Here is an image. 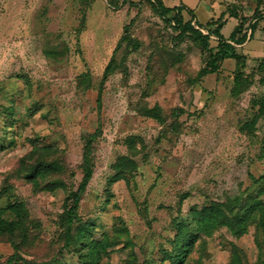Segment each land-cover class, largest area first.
Returning <instances> with one entry per match:
<instances>
[{
    "label": "rangeland",
    "instance_id": "rangeland-1",
    "mask_svg": "<svg viewBox=\"0 0 264 264\" xmlns=\"http://www.w3.org/2000/svg\"><path fill=\"white\" fill-rule=\"evenodd\" d=\"M149 1L0 0V264H177L186 240L182 264H264V33L205 74L204 1L163 0L207 47ZM227 208L242 230L204 216Z\"/></svg>",
    "mask_w": 264,
    "mask_h": 264
},
{
    "label": "trees",
    "instance_id": "trees-1",
    "mask_svg": "<svg viewBox=\"0 0 264 264\" xmlns=\"http://www.w3.org/2000/svg\"><path fill=\"white\" fill-rule=\"evenodd\" d=\"M125 2V0H123ZM257 4H262L264 3V0H256ZM150 7L152 11L158 15L161 18H165L167 16H170L173 18V21H176L178 26L181 28L183 33L188 34L192 39L194 40H200L203 42L204 46L207 47L208 45V36H203L198 29L194 28V26L191 24L192 21L194 23H198L194 20V14L193 12L184 7V6H179V7H166L160 0H150ZM246 2V1H245ZM112 7V5H111ZM185 11L186 15L189 17L188 21H184V14L183 12ZM259 10H256L252 14V18L255 19L257 18L256 16L260 15ZM244 17V16H242ZM245 19L244 18H239V23L238 25L233 29L231 32L230 36L227 39H224L220 35V29L223 25L222 22H219L218 20L216 22H208L205 24V26L213 27V30L211 33L217 37V44L214 48H208V67H210V70L205 73V74H213L216 73V70L218 69V65L222 63L225 60H234L236 61L237 64H239V61L243 60V57L240 54H237L236 52V46L243 45L246 40H247V32L249 29V26H251V30L256 27V22L254 23H249L248 25L245 24ZM245 24V26H244ZM199 28H203L199 24ZM244 27V28H243ZM246 28H248L246 30ZM261 65H264V62H260ZM109 64L105 67V70H109ZM204 74V75H205ZM107 74L104 73V77ZM203 75V76H204ZM241 74L237 73L235 77V84L238 85L240 79H241ZM92 177V168L87 160V156H84V167L82 171V178L81 181L76 189V191L73 194V197L70 202V206L68 207L65 215V246H69L72 241V226L73 222L76 218V213L79 208V202L81 200L82 195L85 193L86 188L91 180ZM255 199V198H254ZM256 204V203H255ZM254 204V205H255ZM251 205V204H250ZM234 208H227V210H216V209H210L207 211V214L204 216H209L210 218H213V220L220 218V221L225 222L227 225H231L235 230L241 229L242 230V225L243 223L248 219V215L245 213L240 216V214H235ZM3 224V226H2ZM6 231L11 233L12 228L11 224H4L0 218V232ZM191 241V240H190ZM189 243L186 240V245H181L179 247V251L174 253L173 257H176L178 259L177 264H182L184 259H185V254L187 252ZM9 262V260H8Z\"/></svg>",
    "mask_w": 264,
    "mask_h": 264
},
{
    "label": "crops",
    "instance_id": "crops-1",
    "mask_svg": "<svg viewBox=\"0 0 264 264\" xmlns=\"http://www.w3.org/2000/svg\"><path fill=\"white\" fill-rule=\"evenodd\" d=\"M160 1L164 4V1H163V0H160ZM203 1H204V3H205V7H206V9H208V11L211 13L209 19H208L204 24H207L208 22H211V21L216 22V21L218 20L219 22H222L223 25H224V23H226V20H227V19H230V18L234 17V18L238 19V20H237V25H238V23H239V18H240L241 16H246V15L244 14V12H243V15H242V14L240 13L239 10H236L237 7H242V6H240V4H235L234 2H232V3H229V4L225 5V6L223 7L222 10L218 9V11L215 12L216 5L218 4L216 0H203ZM247 2H251L250 4L253 5V7H254V12H255L256 10H259V11H261V12H264V3L258 5L256 0H246V3H247ZM164 5H165V4H164ZM165 6H166V5H165ZM179 6H184V7L188 8V9H190V10L193 12V14H194L193 9L187 7L186 5H176V6H172V7H179ZM166 7H168V6H166ZM234 8H236V9H234ZM243 9H244V8H243ZM254 12H253V13H254ZM261 12H260V13H261ZM253 13H252V14H253ZM183 14L186 15L185 11L183 12ZM252 14H251V15H252ZM258 17H259V16H258ZM258 17L255 18V19H253V23L256 22V27H258L259 30H260L261 32L264 33V19L260 20V19H258ZM194 20H195L196 22H198L197 19H196L195 14H194ZM223 25H222V26H223ZM237 25H236V26H237ZM221 28H222V27H221ZM220 30H221V29H220ZM248 33H249V37L247 38L246 42H247V41H250L251 38H252V36H253V31H252L251 29L248 31ZM223 38H224V37H223ZM263 38H264V37H263ZM224 39H227V38H224ZM244 44H245V43H244ZM244 44H243V45H244ZM240 46H242V45H240ZM236 48H237V46H236Z\"/></svg>",
    "mask_w": 264,
    "mask_h": 264
},
{
    "label": "built area",
    "instance_id": "built-area-1",
    "mask_svg": "<svg viewBox=\"0 0 264 264\" xmlns=\"http://www.w3.org/2000/svg\"><path fill=\"white\" fill-rule=\"evenodd\" d=\"M245 1H246V0H239V2H241V3H242V2H245Z\"/></svg>",
    "mask_w": 264,
    "mask_h": 264
}]
</instances>
